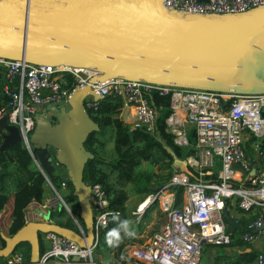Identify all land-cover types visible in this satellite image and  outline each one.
Segmentation results:
<instances>
[{
	"label": "water",
	"instance_id": "obj_1",
	"mask_svg": "<svg viewBox=\"0 0 264 264\" xmlns=\"http://www.w3.org/2000/svg\"><path fill=\"white\" fill-rule=\"evenodd\" d=\"M162 0H0V58L43 65L89 68L90 81L122 77L167 86L235 94L264 93V3L236 12H188L167 9ZM101 96L85 84L75 86L63 103L46 102L33 115L29 134L37 167L49 179L69 183L78 204L84 236L35 208L11 235L0 231V258L29 245L28 262L39 259V237L53 232L79 247L94 239L92 195L82 179L92 153L83 146L99 129L83 98ZM0 151L20 142L17 128L0 116ZM171 167L188 171L185 158L167 145ZM232 167L239 168L237 163ZM58 169V171H57ZM242 174L244 171L242 170ZM53 196L50 206L66 205ZM49 206V207H50ZM229 229L237 224L221 204ZM205 239H200L203 245ZM47 258V257H46ZM70 260L77 261L72 255Z\"/></svg>",
	"mask_w": 264,
	"mask_h": 264
},
{
	"label": "built area",
	"instance_id": "obj_2",
	"mask_svg": "<svg viewBox=\"0 0 264 264\" xmlns=\"http://www.w3.org/2000/svg\"><path fill=\"white\" fill-rule=\"evenodd\" d=\"M262 3L264 0L161 1L167 9L198 13L243 11ZM0 65L4 67L6 82L2 89L7 96L5 105L0 108V116H5L7 123L17 128L20 143L35 165L29 141L34 126L33 115L40 112L46 102H58L62 97L65 103L75 86L87 84L97 95L119 96L121 109H128L130 128H143L150 133L154 131L157 114L151 93L156 91L168 95L170 111L164 118L165 129L172 134L176 145L181 149L190 146L192 153L184 157L188 171L174 169L169 179L171 184L182 186L180 205L176 207L171 204L172 195L164 202L161 200L163 222L145 243L132 249L130 255L133 253L137 259L135 264H162V261L167 264H198L201 238L205 239V243L223 244L229 243L231 239L220 211L224 198H237L236 205L242 212L264 207V161H260L261 149L258 145V140L264 138V93H224L122 77L90 81L96 72L89 68L33 64L22 59L0 58ZM82 102L87 109L93 107L96 100L88 94ZM189 135L193 139L192 144H189ZM252 137L254 141L248 142L251 156L247 154L246 144ZM232 163H237L240 169L232 167ZM216 164L218 168L214 169ZM40 172L51 192L65 204L56 185ZM213 172L215 179L202 177ZM59 185L65 187L66 183L60 180ZM90 193L94 232L91 245L79 247L73 240L47 232L42 235L46 246L36 263L25 261L22 252L16 250L0 258V264H95L97 228L105 223L107 202L98 183L90 185ZM151 195L153 199L155 194ZM141 203L132 211L137 217L146 206V202L142 206ZM73 216L75 230L84 236L83 225ZM263 233L264 217L259 213L244 223L239 235L246 242L262 236L261 248L255 255L256 264H264ZM72 255H77L78 260H70Z\"/></svg>",
	"mask_w": 264,
	"mask_h": 264
},
{
	"label": "trees",
	"instance_id": "obj_3",
	"mask_svg": "<svg viewBox=\"0 0 264 264\" xmlns=\"http://www.w3.org/2000/svg\"><path fill=\"white\" fill-rule=\"evenodd\" d=\"M5 82L4 67L0 65V108L7 101V96L2 89ZM168 99V95H161L156 91L151 93L152 104L157 110L153 133L147 132L143 128H130L128 122L119 115L122 102L117 95L101 96L93 107L87 108L89 117L97 123L99 129L88 133L83 141L84 148L92 153V157L84 163L82 179L89 186L98 183L107 202L105 223L100 224L97 228L94 252L99 251L100 246L104 247L105 253H111L115 249L108 246L105 235L117 224V221L113 220L114 215L118 216L120 220L135 216L132 213L133 209H127L125 204L130 194H140L137 200L139 203L147 195L163 190L173 194V206L178 207L181 203L182 186L171 184L169 180L171 173L177 168L171 167V156L166 152L164 145L169 146L181 158L192 153V148L188 146L186 149H181L173 142L172 134L165 129L164 118L170 111ZM107 128L112 130L111 149L106 148L109 137L106 133ZM253 141L254 137L249 138L246 147H249L248 142ZM192 142L193 139L189 135V144ZM258 145L261 149L260 161H264V138L258 140ZM247 154L252 156L249 150ZM202 177L215 179L216 175L213 172ZM190 178L192 177L190 176ZM66 186L69 189L67 197L75 199L76 213L74 212V214L73 211L72 213L82 224L78 218V204L76 197L72 194V187L69 183ZM129 186L130 194L127 189ZM50 191L42 173L20 142L12 143L0 151V231L4 235H11L24 223V209L31 201L42 203ZM236 202L237 198H235L234 204L231 203L230 198H224L227 211L234 209L238 213H242ZM155 207L156 201H153L143 208L136 227L137 232L142 228V221L143 223L147 222L150 212L155 210ZM48 209L50 218L54 222L75 229L70 216L65 215L63 207L58 210L56 207L50 206ZM156 211L159 212V210ZM261 212L260 207H255L246 213L243 212L239 218L235 219L239 226H235L233 229L227 227L231 238L229 243H204L206 253L210 248L218 249L214 254L211 252L213 254L210 255L211 264H256L255 255L258 250L250 248L246 251L245 248L250 246L249 242L242 241L239 235L244 223L254 219ZM3 243L0 237V246ZM45 246L41 235L39 237L40 253ZM16 250L22 252L24 260L28 261L29 245L26 242L19 243L14 251ZM130 260L131 262L125 263L120 258L117 263L131 264L132 259ZM44 264L54 263L46 262Z\"/></svg>",
	"mask_w": 264,
	"mask_h": 264
},
{
	"label": "rangeland",
	"instance_id": "obj_4",
	"mask_svg": "<svg viewBox=\"0 0 264 264\" xmlns=\"http://www.w3.org/2000/svg\"><path fill=\"white\" fill-rule=\"evenodd\" d=\"M120 111H121V109H120ZM106 133H107V136H109L107 138L106 148L107 149H111V147H112V138H110V135H112V130L110 128H107L106 129ZM216 168H218L217 164L214 166V169H216ZM57 171H58V169H57ZM51 181L55 185H57L58 190H59V194L63 197V199L65 201V204H66V207L71 211V213H72V211H73V213L74 212L76 213V210L74 208V200L75 199L67 197L68 190H69L68 187L67 186L61 187L60 185L58 186V183H59L60 180H59L57 175H55L52 178ZM129 188H130V186L127 188L129 190V194H130V189ZM50 194H53V193L50 191ZM171 195L173 197V194L171 192H168V191L167 192H165V191L159 192L158 191L157 193H155V197L153 199L150 198L152 196L151 194L147 195L141 201L143 203L142 205H144L145 202H146L145 204L147 205L150 202L156 201L155 210L153 209L150 212V215L155 212L157 217L155 219L154 218L151 219V221H150V218H151V216H150L146 223H143V221H142V228L140 229L139 232H137V228L136 227H137V224L140 221V218H141L142 214H140V216H138V217L135 214H134L135 215L134 217H129L128 220H131L133 222V227L135 229V233L136 234L133 237H126L123 240V242L119 245V247H116L111 253L110 252L109 253H105L104 247L100 246L99 249H98L99 251L94 252L95 264H111L112 262H114L112 264H118L117 262L120 260V258H122L125 263L131 262L130 259H132V263L131 264H135L137 259L134 257L133 253H132V255H130V252L132 251V249L134 247H138L139 245H142L143 243H145L148 240V238L151 236V234L154 231H156L158 229V227L162 224V222H163V213L160 211V203H161V200H162V202H164V200L169 198ZM138 197H140V194H137V195L130 194L128 199H127V201L125 202L126 208L127 209H131L132 208L133 211H134L135 207L138 205V203H137ZM222 200H223V198H222ZM234 200H235V197L230 198V201L233 204H234ZM59 201L61 202V200H59ZM172 202H173V200H172ZM172 202H171V204H172ZM233 204H232V206L234 207ZM64 210H65V208H64ZM156 210H159V212H157ZM261 211H262V209H261ZM65 215H69L70 216L72 224H73L72 217H71L70 213L67 210H65ZM260 241H262V240H259V242ZM205 248L206 247L203 244L202 247H201L198 264H210L211 263V260H210L211 248L209 249L208 253H206L207 251H205ZM208 255H209V257H208Z\"/></svg>",
	"mask_w": 264,
	"mask_h": 264
},
{
	"label": "crops",
	"instance_id": "obj_5",
	"mask_svg": "<svg viewBox=\"0 0 264 264\" xmlns=\"http://www.w3.org/2000/svg\"><path fill=\"white\" fill-rule=\"evenodd\" d=\"M127 111H128L127 108H123V109H121L119 115L123 118V120H125V121H127L129 123L130 119L128 117ZM246 150H247V152H248V150L251 151L250 148H248V147H246ZM52 203H53V196H51L50 192L46 195V197L44 198L42 203H38L36 201H31L24 209V219L26 217L30 218L32 216V214H33L32 212H33V210L35 208L47 209V208H49L50 204H52ZM261 209H262L261 213L263 214V217H264V207H262ZM160 211H162V210H160ZM227 212L230 215V217L234 218L233 219L234 221H235V219L239 218L242 215V213H243V212L242 213H238L234 209H231L230 211H227ZM150 216H151L150 221H151V219H153V218L155 219L157 217L155 212L152 213ZM236 226H239V225H236ZM263 235H264V233H263ZM261 239H262V236H259L256 240H254L252 242H249L250 246L245 248V250L248 251L250 248H252L254 250H259L261 248V241L259 242V240H261ZM217 250L218 249H216V248H211V252L213 254ZM208 257H209V255H208Z\"/></svg>",
	"mask_w": 264,
	"mask_h": 264
},
{
	"label": "clouds",
	"instance_id": "obj_6",
	"mask_svg": "<svg viewBox=\"0 0 264 264\" xmlns=\"http://www.w3.org/2000/svg\"><path fill=\"white\" fill-rule=\"evenodd\" d=\"M113 220L117 221V224L107 231L105 240L109 247L116 248L126 237H133L136 233L131 220H120L116 215L113 216ZM162 264H167V262L162 261Z\"/></svg>",
	"mask_w": 264,
	"mask_h": 264
},
{
	"label": "bare ground",
	"instance_id": "obj_7",
	"mask_svg": "<svg viewBox=\"0 0 264 264\" xmlns=\"http://www.w3.org/2000/svg\"><path fill=\"white\" fill-rule=\"evenodd\" d=\"M143 203H141V206H142Z\"/></svg>",
	"mask_w": 264,
	"mask_h": 264
},
{
	"label": "flooded vegetation",
	"instance_id": "obj_8",
	"mask_svg": "<svg viewBox=\"0 0 264 264\" xmlns=\"http://www.w3.org/2000/svg\"><path fill=\"white\" fill-rule=\"evenodd\" d=\"M66 186V185H65ZM44 242V241H43ZM45 243V242H44Z\"/></svg>",
	"mask_w": 264,
	"mask_h": 264
},
{
	"label": "snow or ice",
	"instance_id": "obj_9",
	"mask_svg": "<svg viewBox=\"0 0 264 264\" xmlns=\"http://www.w3.org/2000/svg\"><path fill=\"white\" fill-rule=\"evenodd\" d=\"M34 2H35V0H34Z\"/></svg>",
	"mask_w": 264,
	"mask_h": 264
}]
</instances>
